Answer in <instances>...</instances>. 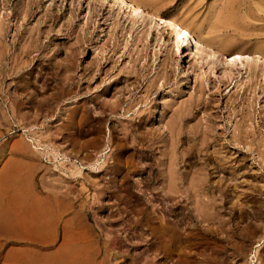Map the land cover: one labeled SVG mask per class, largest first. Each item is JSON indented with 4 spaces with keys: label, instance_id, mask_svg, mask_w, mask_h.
Listing matches in <instances>:
<instances>
[{
    "label": "rangeland",
    "instance_id": "rangeland-1",
    "mask_svg": "<svg viewBox=\"0 0 264 264\" xmlns=\"http://www.w3.org/2000/svg\"><path fill=\"white\" fill-rule=\"evenodd\" d=\"M137 2L227 53L172 56L113 0H0V264H264V0ZM178 110L198 136L157 138Z\"/></svg>",
    "mask_w": 264,
    "mask_h": 264
},
{
    "label": "bare ground",
    "instance_id": "bare-ground-1",
    "mask_svg": "<svg viewBox=\"0 0 264 264\" xmlns=\"http://www.w3.org/2000/svg\"><path fill=\"white\" fill-rule=\"evenodd\" d=\"M114 1V4H116L120 9H122L123 11L127 10L129 11V14L131 15V18H132V22H140L142 25H146V24H143L145 20H148L150 25L152 26V23L154 22L156 25H161V27H164V26H168V32L170 34V37L168 38H164V42H169L171 40V36L173 37V46L174 47H171L170 45H168L167 47V51L169 54H171L172 56H175L176 54L179 55L181 53H183L184 51H181L182 49V46L184 44V42H186V40L190 39L191 37L195 40V43L197 45H201V44H204V46L208 49H216L214 50V55L215 54H223L224 53H227V50L224 49L222 46L216 44L213 42V40L207 38L206 36H201L200 34L198 33H194L192 31H189L185 28H183L179 22H177L175 19H173L172 17H169V16H164L163 14L159 13V12H156L154 10H150L148 9L147 7H144L142 6L141 4H139L137 2V0H113ZM150 4V3H149ZM119 9V10H120ZM133 24V23H132ZM151 26H146L147 28V31H149L151 29ZM160 29V28H158ZM141 30V28H140ZM150 32V31H149ZM161 34V37H163V34ZM160 37V38H161ZM189 50V49H188ZM261 50V49H260ZM259 50V51H260ZM257 51V50H256ZM255 52L256 54L257 53H260V52ZM262 51V50H261ZM229 52V51H228ZM168 54V55H169ZM188 55H192V52L189 50V52L187 53ZM261 54L264 56V51L261 52ZM251 58L250 56L246 54H243L242 52L237 51H231L230 54H228L226 56V59H225V63L227 65H230V66H235L237 64H244V62H250ZM190 68H192V66L190 65ZM222 72H223V76H231L232 74V70L233 68H231V70L229 71H226L225 68H222L221 67ZM48 70V69H47ZM75 84V87H78L77 86V82L74 83ZM155 89V88H154ZM77 90V89H76ZM150 91V90H149ZM151 94V93H150ZM79 92H75V95L73 96V99H72V103H73V107L76 110L79 109V106H80V98L79 97ZM147 95V93H146ZM149 95V93H148ZM150 96V95H149ZM150 98V97H149ZM146 99L145 98V102H146ZM116 105H111V104H105L107 106V109L110 110L111 112H115V110L117 108L120 107L121 105V102H115ZM202 102L201 101H198V104L196 106H199L201 105ZM103 105V104H102ZM104 107V106H103ZM102 107V108H103ZM155 107L154 104L151 105L148 109H147V113L145 115H147L148 113L152 112V108ZM105 109V108H104ZM183 111V110H182ZM197 111V110H196ZM145 112V111H144ZM198 112V111H197ZM196 112V113H197ZM105 112L104 111H100V112H88L86 114V117L89 119V121L91 123H94L96 120L98 119H101L103 117V114ZM141 113V112H140ZM176 113H178V116H177V121L172 119V122L170 124H167V128L165 131H162L159 133H155V135H157V138H160V139H164L166 136H169L170 138H176L181 136V135H185V137H188L189 138V134H193V136L191 137H197L198 136V133L200 132L199 130H187L186 127H187V121H186V116L181 114L180 110H178ZM143 115V116H145ZM176 115V114H175ZM175 118V116H174ZM128 123V122H127ZM168 123V122H167ZM102 124V123H101ZM165 127V125H164ZM163 127V128H164ZM203 130V129H202ZM91 132H94V129L92 128L91 129ZM204 132V130H203ZM154 135V134H153ZM155 137V136H154ZM184 137V138H185ZM190 137V138H191ZM180 138V137H179ZM224 138V137H223ZM196 139V138H195ZM170 140V139H169ZM180 140V139H179ZM182 140V139H181ZM165 141V140H164ZM100 142V141H99ZM180 142V141H179ZM178 142V143H179ZM94 143V142H93ZM225 144V143H224ZM171 145H172V148H173V144L171 142ZM171 145L169 148H171ZM182 146V145H181ZM219 146V145H218ZM180 147V146H179ZM178 147V148H179ZM183 148V147H182ZM101 149V148H100ZM109 147L107 146L106 148L103 149V154H106L109 150ZM174 149V148H173ZM172 149V150H173ZM181 149V148H180ZM179 150V149H178ZM175 151V150H174ZM183 151V150H182ZM178 152V151H176ZM173 153V152H172ZM168 154L170 155V153L168 152ZM178 155V154H177ZM102 156V154H101ZM105 156V155H104ZM172 157V155H171ZM173 158V157H172ZM171 159V158H170ZM7 176V175H6ZM7 180V179H6ZM11 182L13 183V181L11 180ZM14 189V188H13ZM23 192V191H22ZM21 195H23L24 197H26L25 193H21ZM9 202L7 203L8 206L6 205L5 207H8V211L11 213V215L14 213L16 215V213H19L20 211L24 214V213H27V215L29 214H33L34 215V212L35 214H37L36 212H39L37 214V216L39 217V215L41 214V212H43L42 209H39V208H35L36 206V203L37 202H30V203H25L23 204V200H22V197L19 195V193L15 192V189L13 190V193L9 195ZM4 207V206H3ZM39 211H38V210ZM7 210V209H6ZM5 211V210H4ZM3 212V211H1ZM13 214V215H14ZM8 215V214H7ZM26 215V216H27ZM6 232V231H4ZM10 232V231H8ZM6 232V233H8ZM15 232V231H14ZM37 232V231H36ZM5 233V234H6ZM10 233H13V232H10ZM16 233V232H15ZM19 234H21V232H17ZM15 234L13 235V237H18L16 235L18 234ZM38 234H39V231H38ZM9 235V234H7ZM2 237L4 236V233H2L1 235ZM20 236V235H19ZM8 237V236H7ZM11 237V235H10ZM19 238V237H18ZM21 238V237H20ZM23 238V237H22ZM16 239V238H15ZM18 240V239H17ZM62 261V260H61ZM68 262V261H66ZM20 263V262H19ZM30 263V262H28ZM26 262V264H28ZM34 263V262H33ZM36 263V262H35ZM34 263V264H35ZM56 263H59V262H56ZM55 263V264H56ZM70 263V262H69ZM68 263V264H69ZM20 264H24L23 262H21ZM32 264V262H31ZM36 264H39L36 263ZM60 264H65L64 260H63V263L61 262ZM67 264V263H66ZM72 264V262H71ZM74 264V263H73Z\"/></svg>",
    "mask_w": 264,
    "mask_h": 264
}]
</instances>
